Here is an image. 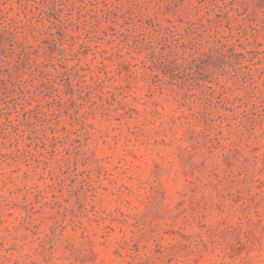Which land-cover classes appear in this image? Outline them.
<instances>
[{"label":"rangeland","instance_id":"374dc122","mask_svg":"<svg viewBox=\"0 0 264 264\" xmlns=\"http://www.w3.org/2000/svg\"><path fill=\"white\" fill-rule=\"evenodd\" d=\"M0 264H264V0H0Z\"/></svg>","mask_w":264,"mask_h":264}]
</instances>
